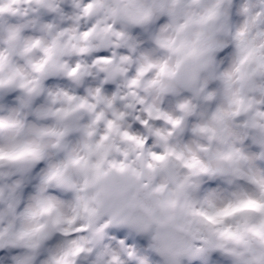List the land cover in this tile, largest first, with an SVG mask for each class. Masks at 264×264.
<instances>
[{"label":"clouds","instance_id":"clouds-1","mask_svg":"<svg viewBox=\"0 0 264 264\" xmlns=\"http://www.w3.org/2000/svg\"><path fill=\"white\" fill-rule=\"evenodd\" d=\"M0 264H264V0H0Z\"/></svg>","mask_w":264,"mask_h":264}]
</instances>
